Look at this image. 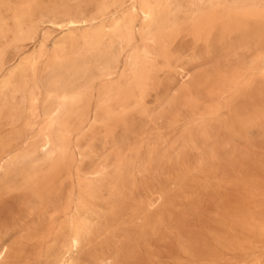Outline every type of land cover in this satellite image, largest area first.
Returning <instances> with one entry per match:
<instances>
[{
	"label": "rangeland",
	"instance_id": "obj_1",
	"mask_svg": "<svg viewBox=\"0 0 264 264\" xmlns=\"http://www.w3.org/2000/svg\"><path fill=\"white\" fill-rule=\"evenodd\" d=\"M0 264H264V0H0Z\"/></svg>",
	"mask_w": 264,
	"mask_h": 264
}]
</instances>
